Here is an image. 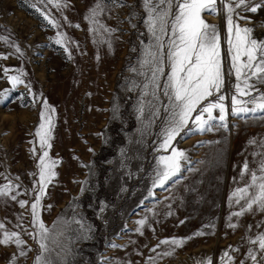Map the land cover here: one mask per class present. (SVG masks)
Masks as SVG:
<instances>
[{"label": "rangeland", "instance_id": "obj_1", "mask_svg": "<svg viewBox=\"0 0 264 264\" xmlns=\"http://www.w3.org/2000/svg\"><path fill=\"white\" fill-rule=\"evenodd\" d=\"M226 2L217 0L214 14H201L220 37L225 119L214 109L217 119L199 130L193 112L163 149L171 106L162 85L171 69L165 59L164 74H157L161 89L153 95L149 53L159 49L149 21L164 10L171 19L176 0H0V93L7 97L0 103V187L10 186L0 195V239L4 231L16 232L25 242L0 244V264H35L40 255L52 264H264L257 242L264 210L253 205L233 215L264 182V112L232 114L236 79ZM236 2L234 22L264 41L262 0L249 3L262 4L254 13ZM170 35V25L165 34L157 23L164 51ZM10 76L22 83L13 87ZM250 83L264 93L256 77ZM42 110L52 120L50 148L35 135ZM173 147L184 152L181 170L154 187L158 158ZM44 151L47 162H57L37 208L48 229L47 251L37 242L31 210ZM243 188L240 198L236 190ZM174 238L182 243H160Z\"/></svg>", "mask_w": 264, "mask_h": 264}, {"label": "snow or ice", "instance_id": "obj_2", "mask_svg": "<svg viewBox=\"0 0 264 264\" xmlns=\"http://www.w3.org/2000/svg\"><path fill=\"white\" fill-rule=\"evenodd\" d=\"M52 2L53 0H49V3ZM250 2L251 0H237L236 7H243L246 11L254 13L264 4V0H262V4H252L249 7ZM161 3L171 5L172 0H161ZM216 3L217 0H176V11L172 14L171 19H169V11L164 10L157 13L155 18L149 21V30L155 36L159 49L157 52L149 53L154 63L151 78L154 88L153 95H155V90L161 89V84L157 81V74H164V68L161 65L165 59L171 69L167 73V80L162 85L163 94L168 97L171 106V119L168 127L164 129V141L160 145L163 149H168L171 142L181 135L182 130L188 125L193 112L199 113L193 120V123H195L199 130H204L210 121L217 119V117L213 116L214 109L219 110L218 119L220 121H224L225 119V105L222 103L225 96L219 94L225 82L220 54V37L216 31V27L208 24L202 19L201 15L204 12L214 14ZM231 3L232 0H228L225 3V8L228 13V53L231 60V68L235 73L236 79L234 85L236 94L231 98L232 114L240 115L249 112H264V93H259L255 85L250 83L253 77H256L259 83H264V41H257L252 38V28H241L238 23L234 22L233 13L235 9L231 6ZM97 8H99V4ZM93 15H95V10H93ZM236 15L238 19H246L245 17H239L238 14ZM45 19H48L47 15H45ZM49 23H53V21L49 20ZM157 23L159 24V30L165 34H167L168 26L170 25L171 35L168 37V48L166 51L163 49V42L160 36H156ZM56 43L61 44V40L57 39ZM4 71L7 72L8 69ZM8 79L12 82L13 87L16 84L22 83L18 76H10ZM145 87H148V85L146 84ZM5 91L7 92L8 90ZM254 91L258 93L255 96L252 95ZM214 92L218 94L216 102H208L206 105L198 107L202 101H205L208 97H212ZM241 97H248L249 99H241ZM6 98L4 93H0V103ZM43 104L47 107L46 100L43 101ZM248 104H253L254 107H248ZM205 113L207 114L206 119L204 118ZM40 118L41 123L35 135L39 138L42 148H50L51 144L49 141L53 126L51 116H46L42 110ZM47 157V151H44L39 157L37 165L39 168V189L35 202L31 204L33 222L39 228L35 236L39 237L37 242L43 251H47V245L43 241L47 239L48 229L39 220L37 208L45 193L47 184L55 176V173L51 169L57 163L55 161L47 162ZM183 159H185L184 152L175 147L171 149L170 155L160 156L158 158L159 168L155 173L153 186L164 187L172 180L180 172L181 161ZM255 180L256 177L253 175V181ZM261 180L264 181V177H261ZM258 189L257 193L246 200L247 208L242 206L240 212L233 213L234 216H240L244 211L251 210L253 205H259L264 210V182L259 183ZM9 190V185L0 187V195H6ZM247 191V188L236 190L240 198H243ZM151 194L149 192V195ZM12 198L15 199V196ZM19 204L21 207H24L26 201L21 200ZM137 223L144 225L145 221L140 220ZM230 226L235 227V225ZM0 229H3L2 224H0ZM137 231L139 232L140 229L138 228ZM200 234L197 233V235ZM10 242L15 243L18 248L25 243L20 239L18 233L4 231L0 244H8ZM257 242L260 249L264 250V235L259 236ZM160 243H171L179 246L182 241L174 238L171 241H160ZM170 254L164 253V255ZM20 255L24 256L26 252L21 249ZM249 255L252 259H255L251 253ZM35 264H52V261L40 255L36 257Z\"/></svg>", "mask_w": 264, "mask_h": 264}]
</instances>
